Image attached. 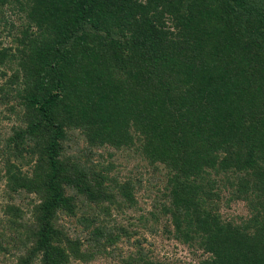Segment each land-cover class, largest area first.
<instances>
[{"label": "trees", "instance_id": "obj_1", "mask_svg": "<svg viewBox=\"0 0 264 264\" xmlns=\"http://www.w3.org/2000/svg\"><path fill=\"white\" fill-rule=\"evenodd\" d=\"M7 10L21 22L16 52L0 42L11 264H168L112 217L154 179L138 225L200 250L197 264H264V0H0L13 27ZM66 134L101 149L94 168ZM126 152L136 179L114 164ZM221 198L246 213L224 217Z\"/></svg>", "mask_w": 264, "mask_h": 264}, {"label": "rangeland", "instance_id": "obj_2", "mask_svg": "<svg viewBox=\"0 0 264 264\" xmlns=\"http://www.w3.org/2000/svg\"><path fill=\"white\" fill-rule=\"evenodd\" d=\"M3 14L4 17L6 18L7 22L12 21L14 23V26L12 27L9 24H2L0 25L1 35H0V42L1 45H7L12 47V52H16L17 48H20V43L17 41V28L21 22L18 20V15L14 14L12 12H9L8 10L5 11ZM18 61L16 59L11 62V65H15V62ZM11 68V67H10ZM6 69V68H5ZM8 71H11V69H8ZM4 107H0V126L2 127H9L12 125L13 117L12 115L5 110ZM4 116H7L5 118ZM10 116V117H9ZM73 136V135H72ZM69 134H66L65 138L62 139V143H67L70 144V146L73 149V152H81L79 151L78 148H83L85 149V154L79 161L82 163H86L85 165H88L89 167L92 166L94 168L95 164L98 163V153L101 152V149H97L96 151L93 150L91 152H87V140L82 138V139H76L74 136L72 137ZM76 146V147H75ZM119 153V152H118ZM114 156V164L116 168L125 176V175H130L128 177H131L132 179H136L137 176L136 173V166L139 164V158L137 154H133L132 152H126L125 154H118ZM111 159V158H110ZM24 170H27V168H24ZM96 170V169H95ZM135 173V174H134ZM139 179V178H138ZM156 182V188L149 190V197L147 196L148 192L145 189V181L141 184H135L134 189H133V194L136 197L137 204L134 206L132 205L130 208H127L125 210V213L121 214L120 212L116 211L115 214L112 215L113 218H115V222L118 224H123L126 225L128 222H132L134 225V228L139 232V234L134 235L133 237H144L145 240L143 242V246H145L149 253L151 254L152 257H155L160 260H164L169 262L168 264H197L199 259L202 258L203 254L200 250H192L190 249L189 246L182 244L180 242H176L172 236L169 238L167 236V233L163 231V227L157 225V231H154L152 228L151 224H141L138 225V218L139 214L141 213H146L148 210L151 209V202H152V192L155 191L158 187H162V185L159 183L157 179H154ZM142 186L144 188L142 189ZM4 183L3 181L0 182V216L3 212L4 205L8 200L7 195L3 197L4 194ZM15 201H18L21 203L23 208L25 210H30L32 205L34 204L33 199L29 201L28 199H24L21 201L23 198L18 197L17 195L14 196ZM14 200V199H13ZM11 199V201L13 202ZM23 202V203H22ZM37 202V201H36ZM221 213L223 214L224 217H235L237 215H244L246 213L245 205L244 202H230L227 203L225 202L224 198H221V201L219 202ZM97 210V209H96ZM114 213V211H113ZM128 214V216H127ZM103 215L99 216L100 218ZM111 217V218H112ZM62 224L67 223V218H61L60 221ZM112 224V223H111ZM154 226V225H153ZM139 235V236H138ZM140 238V237H139ZM133 240V239H132ZM3 242L6 246V251L5 252H0V264H11L15 263V257H16V251L14 248H10L12 245L11 242H9L8 236H4ZM118 249L121 250V255H125V253H129L130 251H134L136 248L133 245H130L129 243H124L120 242L118 245ZM106 262L109 263V259L105 257H101L97 262L89 263V264H106ZM70 264H88V263H81L79 261H72ZM112 264H120L119 261H115Z\"/></svg>", "mask_w": 264, "mask_h": 264}]
</instances>
